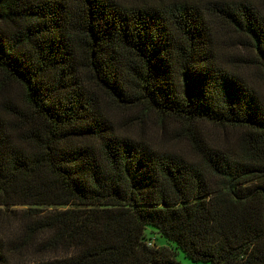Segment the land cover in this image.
<instances>
[{
	"label": "trees",
	"instance_id": "trees-1",
	"mask_svg": "<svg viewBox=\"0 0 264 264\" xmlns=\"http://www.w3.org/2000/svg\"><path fill=\"white\" fill-rule=\"evenodd\" d=\"M180 251L264 264V0H0V264Z\"/></svg>",
	"mask_w": 264,
	"mask_h": 264
},
{
	"label": "rangeland",
	"instance_id": "rangeland-1",
	"mask_svg": "<svg viewBox=\"0 0 264 264\" xmlns=\"http://www.w3.org/2000/svg\"><path fill=\"white\" fill-rule=\"evenodd\" d=\"M13 209V208H12ZM14 209H17V207H14ZM148 237L154 238L152 240L153 244L161 247V246H169L168 243L160 236V234L154 229L153 227H150L147 230ZM178 261L181 264H211L210 262H203V261H194L188 257L185 256V253L180 251L178 255Z\"/></svg>",
	"mask_w": 264,
	"mask_h": 264
},
{
	"label": "built area",
	"instance_id": "built-area-1",
	"mask_svg": "<svg viewBox=\"0 0 264 264\" xmlns=\"http://www.w3.org/2000/svg\"><path fill=\"white\" fill-rule=\"evenodd\" d=\"M148 244H149L150 246H154V244H153L152 241H150Z\"/></svg>",
	"mask_w": 264,
	"mask_h": 264
}]
</instances>
